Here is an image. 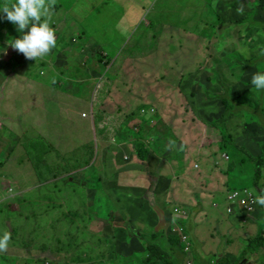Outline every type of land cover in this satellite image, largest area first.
I'll use <instances>...</instances> for the list:
<instances>
[{"label":"rangeland","instance_id":"rangeland-1","mask_svg":"<svg viewBox=\"0 0 264 264\" xmlns=\"http://www.w3.org/2000/svg\"><path fill=\"white\" fill-rule=\"evenodd\" d=\"M88 1L60 0L62 9L51 10L50 26L57 42L46 57L24 58L14 73L11 66L0 64V236L11 234L7 251L0 252V264H35L44 258L52 264H144L149 256L159 254L153 242L158 230L155 216H144L139 225V195L126 190L125 182L112 185L122 136L136 145L140 135L155 136L154 126L150 132V125L143 124L147 108L157 114L159 109L146 105L152 75L173 84L176 72L194 73L205 76L200 86H217L224 95L226 85L240 99L254 87L245 83L264 72V28L253 26L256 20L264 21V0H150L125 24L115 16H125L124 0H95L113 5L100 16L95 3ZM74 3L78 9L72 11ZM139 11L129 10L127 18ZM57 13L61 15L56 19ZM74 22L81 24L79 31ZM86 24H91L88 31L83 29ZM58 27L69 32L70 40ZM95 29L99 34L87 40L84 35ZM18 32L0 11V35ZM118 37L123 45L115 51ZM259 91L263 94L255 92L250 100L253 107L261 104L264 109V90ZM171 99L164 100L161 112L170 107ZM174 109L186 117L183 123L190 122L187 104L176 100ZM260 110L230 116L225 123L211 122L220 140L209 153L224 178L217 184L221 192L214 194L198 219L206 231L215 229L216 235L207 237L213 253L226 250L240 256L254 238L264 248V218L259 213L247 220H240L236 211L227 213L228 192L250 189L259 194L253 185L264 182V162L259 176L255 174L264 130L252 123L262 117ZM139 112L140 129L135 132L132 122ZM157 121L169 138H150L162 143L150 152L151 164L163 163L172 154L184 163L187 154H180L183 143L174 133L175 123L162 114ZM193 122L201 134L205 127L196 119ZM262 122L264 126V117ZM244 130L257 141L255 148H249ZM226 153L228 161L223 157ZM173 170L167 165L163 173L171 177L160 176L164 191L176 178ZM141 200L149 202L144 195ZM162 208L168 211L165 201ZM136 231L146 237L134 236ZM167 235L179 238L164 230V238ZM228 241L235 245L228 246ZM157 242L163 243L162 238ZM254 250L259 251L249 246L242 261L252 262L249 251ZM179 257L185 262L183 254ZM252 264H261L259 256Z\"/></svg>","mask_w":264,"mask_h":264},{"label":"crops","instance_id":"crops-1","mask_svg":"<svg viewBox=\"0 0 264 264\" xmlns=\"http://www.w3.org/2000/svg\"><path fill=\"white\" fill-rule=\"evenodd\" d=\"M14 2L15 0H13V3ZM88 2L95 3L94 10L95 13L99 16L101 15V11L107 8L109 9L113 6L112 3H110L111 1L91 0ZM124 2L127 5L125 6V16L123 17L120 14H115V16L122 18V20H120L122 21V24L126 23V19L133 20L137 15H139L141 10L146 9L150 0H124ZM61 9L62 6L60 4V0H57L52 11L56 13ZM70 9L72 11H75L78 9V5L74 3ZM131 9H138L140 11L127 18V13ZM60 15L61 13L55 14V18L57 19ZM80 25V23L74 22V26L77 31L80 30ZM88 25L91 24L84 25L86 28L83 29L88 31ZM93 25L95 26L94 23L91 26ZM56 29H58L60 32L66 33L65 37L67 38V40H70V38L68 37L69 32L64 31L61 27H58ZM25 31H28V29H25ZM93 32L94 33L92 34H89L87 32L84 35L86 36L87 40L94 37V35L97 36L99 34L98 29H95ZM20 36L21 32L9 36L0 35V64L6 67L11 66V71L13 73L19 72L21 68V61L25 58L22 53L16 51L10 45L13 39L19 38ZM119 37L116 41L115 51H117L123 45ZM201 50L202 49H200V52ZM4 59H6L5 62H3ZM27 61H30V59H27ZM16 64L18 65V67H15ZM61 70L69 72V70L65 68H61ZM106 75L108 74L106 73ZM204 77L205 76H202L200 78L194 73L182 74L176 72L174 83L169 84L160 82L155 73L152 75V89H150V95L146 97V105L154 104L159 109L158 114H148L146 117H144V119L147 120L150 117V121L153 120L155 122V124L150 125V132L151 128L154 126V135L161 137V139L163 137L169 138L166 137L169 133L164 131V129L162 128L159 130L156 129V126L158 125L157 116L162 114L163 119L167 118L170 123H175L174 133L176 137L183 143L181 153L185 155L187 154L186 161L182 163L178 158L176 160L172 154L165 157V161L163 163L159 164L157 162H154L153 164H151L150 155L147 158L140 157L134 150L135 143H132L130 140L124 139L122 136V143H119L118 149H116L118 157H116V173H114V183H112V185L117 186L125 182L124 188L126 190L135 192L139 195L140 201L138 207L136 208V216L138 218L139 225H142V223L144 222V216H155V221H157L155 229L158 227V230L153 237L154 243H156L157 240L161 238L158 236L159 231H161L159 228L164 227L162 228L163 230H168L172 225L173 219H175L177 221H180L182 229L190 236L193 243V255L195 258L201 259L202 262H199L200 264H206L205 262L207 261H209L208 264H220V260L223 259L225 261H230L233 264H252L254 258L257 259L258 256L261 264H264V248L261 246V249H259V251H249V253L251 254L252 262H247L246 260L242 261L245 258L244 254L248 252L247 248L250 246V243H247V246L240 256H236L230 252H227L226 250H224L222 253H213L212 246L210 245V241L207 239V237L213 238L216 235L215 229H208L206 231L202 222H200V220L198 219L199 215H201V213L206 209L209 200L213 198L214 194L221 192L217 188V184L218 180L224 178V175L222 174V172H220V170L222 169L219 168L216 158L213 154L209 153V150L213 149V147L218 144L220 135L216 133L215 128H213L210 123L209 125L205 124L204 120L209 119L208 116L211 112L214 114L211 121H216L222 114H224L225 108L223 104L220 102L218 103V101H211L210 99H206L207 97H214L217 94L221 95V93L219 91L220 88L217 86L212 87L208 84H206V87L200 86L199 84L202 83ZM176 87L178 88L176 89ZM147 88L149 89V87ZM192 92L196 95L199 107L206 111H204V113L202 114L203 119L195 115L192 111L190 113H187L190 116V122L183 123V120H185L186 117L181 114L180 109L175 110L174 106L176 104V100H179L186 104L184 95H190ZM171 97L172 99L170 101V107L168 109H163V111L161 112V107L164 104V100ZM138 117H140V112L138 113L135 121L132 122V124L135 125V132H138V129L140 128V124H138ZM195 117L200 120L196 121H198L201 126L205 127L201 134L199 133V131L197 130V126L193 122ZM254 127L257 128L258 125L255 123ZM128 132L130 135L131 131ZM243 133V138L247 142L249 148H255L257 144L254 143L255 141L248 135L247 130H244ZM199 135V146L197 147L195 138ZM93 136L95 137V133H93ZM208 137L211 138L209 141L200 144L202 140H205ZM141 138L144 137L141 136ZM147 140L148 144L153 143V140L148 137ZM170 146L171 144L170 142H168V147ZM191 158H193V160L190 161ZM167 165L173 166V174L176 178L172 179V185L166 191H164L165 183L160 180V176L163 175L171 177V174L163 173V170ZM195 165H198V167H195ZM47 169H50V166H48ZM180 171H183L184 174H181ZM182 175L184 176L181 177V179H178V176ZM45 177L46 176H44V178ZM143 195L146 198H149L148 204L143 203V201L141 200ZM163 201H165V207H167L168 209L167 212H165L162 208ZM169 202H171L170 207H168ZM175 203H177V205ZM174 204L175 206H173ZM176 206L181 207L182 209H185L190 213V217L188 220L183 221L174 215L173 209ZM212 206L217 207L214 202L212 203ZM229 208L230 204L228 203L227 213H234L233 211L229 212ZM256 213H259L264 218V206L254 203L250 215ZM239 218L240 220H244V218H242L241 216ZM253 227L255 228V226ZM253 232L258 233L256 229H254ZM244 238L247 239V236H245ZM227 245L232 247L235 244L233 241H228Z\"/></svg>","mask_w":264,"mask_h":264},{"label":"clouds","instance_id":"clouds-1","mask_svg":"<svg viewBox=\"0 0 264 264\" xmlns=\"http://www.w3.org/2000/svg\"><path fill=\"white\" fill-rule=\"evenodd\" d=\"M56 2L57 0H15L14 3H9V0H0V11L5 13L6 19L17 25V30L21 32V36L13 39L10 45L13 49L22 53L26 59H43L56 47L55 30L50 26L51 10ZM237 11L242 13L243 9L238 8ZM25 29H28V31H25ZM251 83L256 90H264V72L255 73L252 76ZM184 97L188 105L189 101L185 95ZM188 108L191 110L189 105ZM150 109L147 108V110ZM144 123L145 125H152L150 117L147 120L144 119ZM141 136L143 135H140V138ZM9 191L11 193L12 190ZM256 191L259 194L254 193L253 203L264 206V191ZM239 214L241 215L240 212ZM249 216L250 213L247 214V219ZM10 239V232H5L0 236V252L7 251ZM52 263L53 261H50V264Z\"/></svg>","mask_w":264,"mask_h":264},{"label":"trees","instance_id":"trees-1","mask_svg":"<svg viewBox=\"0 0 264 264\" xmlns=\"http://www.w3.org/2000/svg\"><path fill=\"white\" fill-rule=\"evenodd\" d=\"M254 9V6L252 7ZM253 26L256 27H260V28H264V21L261 20H256L253 24ZM244 63L249 64V61H244ZM245 85L247 87H252V83H245ZM225 94L224 95H215L214 97H207L206 99H210L211 101H218V103H222L224 108H225V112L224 114H222L217 120H221L222 123H225V121L230 117V116H240V114L244 113L245 115H249V113L255 114L258 109L260 110V114L262 117H264V109L261 107V104L257 107H253L252 106V101L250 100L252 94H254L255 92H258V94L262 95L263 91H259L256 90L254 87L251 88L246 94L243 93L240 97V99L238 97H235L232 95L231 93V88L227 87L225 85ZM245 94V95H244ZM186 98L189 101V107L191 109V111L197 115L198 117L203 119V113L204 109H202L201 107H199V103L198 100L196 98V95L192 92L190 95L185 94ZM233 100V101H231ZM209 111V110H207ZM252 111V112H251ZM214 114L213 113H209L208 116V120H204V123L209 125V123L211 124V120L213 119ZM262 117H259L258 121H254L259 128L264 129V126L261 124L262 122ZM195 119L197 120L198 118L195 117ZM251 122V121H249ZM202 123V122H201ZM203 124V123H202ZM140 129V128H139ZM138 129V132H139ZM156 129L159 130L160 129V124H158L156 126ZM144 138H140V143H138L137 145L135 144V152L136 154H138L140 157L142 158H147L150 155V152L153 150H157L160 145H157V142H159V138L156 139L154 138V142L152 144H148V140L147 137L149 138H153L155 136L151 135V136H146L143 135ZM255 143L257 144V141H255ZM261 150H262V154L259 156V158H257L258 163L255 166V174L256 177L259 176V171L263 168V162H264V140L262 141V143L260 144ZM181 155L183 153H180ZM230 158V157H229ZM264 175V173H263ZM254 186V190H262L264 191V183L261 182L260 185H253ZM241 213V212H240ZM242 218L247 219V214L245 213H241L240 215ZM264 228V226L262 227ZM261 228V229H262ZM138 232H141V235H138ZM168 232L170 235H173L170 230L168 229ZM164 230L160 231L158 233V236L162 238L163 243H159L156 242L157 245V250L159 251V254L153 255V256H149L144 264H183V259L181 257H179V254H183L182 250H181V245L179 248V244H180V240L177 237H170L169 235L163 236ZM134 236H139L141 238H145L146 236L144 235L143 231H136L133 233ZM262 243L258 241V239H252L250 241V248H258L261 249ZM261 246V247H260ZM255 251V250H254ZM46 259V258H44ZM41 259V263L38 264H44L46 260ZM196 261L198 264H200L199 262H202L201 259L196 258ZM48 262V261H47ZM220 264H233L230 261H225L220 260L219 262ZM36 264V263H35ZM240 264V263H237Z\"/></svg>","mask_w":264,"mask_h":264},{"label":"built area","instance_id":"built-area-1","mask_svg":"<svg viewBox=\"0 0 264 264\" xmlns=\"http://www.w3.org/2000/svg\"><path fill=\"white\" fill-rule=\"evenodd\" d=\"M148 113L154 115L156 111L154 108H151L150 110L146 109L145 115ZM151 123L153 124L154 122L151 120ZM223 157L225 158V160H229V155L227 153L224 154ZM195 167H198V165H195ZM254 198L255 194L250 189H246L243 193H241L240 190H235L231 193L228 192L227 202L230 204L229 212L236 211L238 213L241 212L245 214L251 213L254 204ZM173 212L175 216L177 215L183 221L188 220L190 217V213L187 210L182 209L178 206L173 209ZM169 230L173 235L179 237L181 250L185 257V262H183V264H198L196 258L193 255L192 240L190 236L182 229L180 221L173 219L172 225L169 227ZM44 264H50V261H46Z\"/></svg>","mask_w":264,"mask_h":264},{"label":"water","instance_id":"water-1","mask_svg":"<svg viewBox=\"0 0 264 264\" xmlns=\"http://www.w3.org/2000/svg\"><path fill=\"white\" fill-rule=\"evenodd\" d=\"M145 117H146V115H145ZM162 228H164V227H162Z\"/></svg>","mask_w":264,"mask_h":264}]
</instances>
